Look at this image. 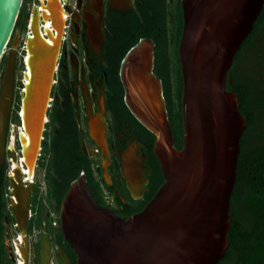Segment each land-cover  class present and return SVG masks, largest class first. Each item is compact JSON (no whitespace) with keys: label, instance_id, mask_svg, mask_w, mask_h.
<instances>
[{"label":"water","instance_id":"water-1","mask_svg":"<svg viewBox=\"0 0 264 264\" xmlns=\"http://www.w3.org/2000/svg\"><path fill=\"white\" fill-rule=\"evenodd\" d=\"M21 3L0 0V59L10 44L0 89V117L6 114L13 92L17 49L13 31ZM44 3L48 15L41 7L40 16L48 17L54 38L46 44V38L38 36L34 7L22 62L20 124L28 141L24 143L20 133L19 138L29 172L40 146L62 26L56 0ZM180 3L182 146L175 145L162 81L153 71L155 44L141 37L121 59L119 74L127 107L154 134L152 146L163 181L139 211L124 217L98 202L82 168L69 182L59 206L60 230L76 254V264H217L228 247L230 200L246 118L237 94L226 88L227 73L264 0ZM17 181L22 184L18 176ZM16 188L12 210L24 233L30 189ZM47 248L45 236L43 260Z\"/></svg>","mask_w":264,"mask_h":264},{"label":"flooded vegetation","instance_id":"flooded-vegetation-1","mask_svg":"<svg viewBox=\"0 0 264 264\" xmlns=\"http://www.w3.org/2000/svg\"><path fill=\"white\" fill-rule=\"evenodd\" d=\"M162 1L59 0L60 15L63 17L59 53L40 146L31 172L23 161L19 138L20 97L14 100L16 49L10 105L6 114L0 117V264H76V254L63 238L59 226L62 197L54 193L53 188L54 180L60 179L56 171L61 159L66 160L76 154L78 161L83 162L81 168L84 169L87 163L93 173V181H89L86 175L87 184L91 182L89 188L92 194L100 204L124 217L139 211L162 183L163 175L152 146L154 134L127 107L119 74L121 59L128 48L141 37L152 39L155 44L153 71L162 81L166 100L164 77L159 75L157 69L160 61L156 60V40L137 35L150 24L155 26L153 32H160L159 25L164 21L163 7L166 5V33L167 38L172 40L178 24V0ZM39 4L40 0H22L20 10L30 6L24 15L27 35L30 33L32 11ZM40 23L42 34L47 39L45 21L41 16ZM256 23V28H252L237 51L226 81L246 89L247 95L241 104L252 113L254 124L248 132L244 129L242 136L248 146L260 147L264 146V19ZM7 47L8 54L10 44ZM23 68L19 91L22 89ZM2 80L3 75L0 89ZM171 87L175 88L173 79ZM166 105L168 110L167 100ZM147 131L152 135L151 141L148 140ZM129 153H133L135 164L140 169L137 170L135 165L136 175L142 180L140 195L133 194L129 185L132 178L123 171L124 157ZM139 157L142 158L141 163ZM43 158L42 183L46 202L56 215L53 220V214L35 209L40 187L37 175ZM17 176L22 184L18 183ZM21 185L30 189L24 233L18 227L12 210L16 201L15 186L19 189ZM49 222L53 225H49ZM45 236L48 248L43 260L42 242Z\"/></svg>","mask_w":264,"mask_h":264},{"label":"trees","instance_id":"trees-1","mask_svg":"<svg viewBox=\"0 0 264 264\" xmlns=\"http://www.w3.org/2000/svg\"><path fill=\"white\" fill-rule=\"evenodd\" d=\"M163 0L162 2H164ZM163 5V4H162ZM164 6V5H163ZM166 5L163 7L164 21L159 25V33H155L154 25L150 24L144 30H140L137 35H145L156 40V60L160 61L158 73L164 77L165 95L168 104L170 125L174 137L175 145L182 146V118H181V91L182 78L177 55V45L181 34L182 12L180 1L178 0L177 20L175 35L172 40L167 38L166 33ZM153 18V17H151ZM260 19H264V6L258 15L254 29ZM20 14L17 22H20ZM15 24V26H16ZM158 27V26H157ZM137 37V36H136ZM248 36L246 37V39ZM246 39L244 41H246ZM243 41V42H244ZM172 43L173 55H169L168 47ZM237 57V53L235 58ZM173 60V61H170ZM174 80L175 91L171 87V80ZM239 85V84H238ZM237 84L230 85L226 81V88L235 91L239 99V107L246 117L245 131L252 129L254 117L251 112L245 110L241 100L247 95L246 89ZM148 140H152V135L148 132ZM240 153L237 160V178L231 194V225L227 233L228 247L224 256L217 264H264V146L254 147L244 143L241 137ZM64 156V155H62ZM65 159V158H64ZM76 154L61 159L57 166V173L60 177L53 186L54 193L62 197L69 182L82 171ZM84 169L89 181H93L91 167L86 163ZM91 182L88 186L90 187ZM91 188V187H90ZM94 196V194H93ZM95 197V196H94Z\"/></svg>","mask_w":264,"mask_h":264},{"label":"rangeland","instance_id":"rangeland-1","mask_svg":"<svg viewBox=\"0 0 264 264\" xmlns=\"http://www.w3.org/2000/svg\"><path fill=\"white\" fill-rule=\"evenodd\" d=\"M47 9H49L48 7H46ZM27 9H30V6L29 8L27 7L26 9L25 8H22L20 11V22H18L14 28V31H13V34L16 35L17 37V57H16V69H17V80H16V86H15V89H14V100L17 101L18 98L20 97V91H19V83H20V80H21V70L23 68V64H22V61H23V56H24V42H25V39H26V36H27V30L26 28L24 27V15H25V12ZM172 28H173V23H172ZM7 51H8V47L3 55V57L0 59V80H1V76L3 75L4 71H5V68H6V55H7ZM170 52H171V55H173V46H172V43H171V46H170ZM174 89V88H173ZM175 91V89L173 90ZM17 105L15 104V107ZM44 164H45V160L44 158L41 159V164H40V169L38 171V183H39V198L37 199V205H36V211L39 212L40 210H43V211H46L47 213H51L53 214V219L56 218V215H55V212L53 211V209L50 207V205L48 204V202H46V194H45V190H44V185L42 183L43 179V175H42V172H43V168H44ZM43 205V206H42ZM51 220V219H49ZM49 225H53L52 222H49L48 223Z\"/></svg>","mask_w":264,"mask_h":264},{"label":"bare ground","instance_id":"bare-ground-1","mask_svg":"<svg viewBox=\"0 0 264 264\" xmlns=\"http://www.w3.org/2000/svg\"><path fill=\"white\" fill-rule=\"evenodd\" d=\"M45 0H43V3H41L40 2V4H39V6L38 5H36L35 7H36V11H35V20H36V29H37V31H38V36L41 38L42 36H41V34L43 33V31L41 30V27H40V11H39V9L42 7L43 8V13L45 14V15H48V12H47V9H46V5H45ZM56 2H57V4H58V12H59V18H60V20H61V22H62V25H63V17L60 15V10H61V8H60V2H59V0H56ZM64 16V15H63ZM48 18V17H47ZM46 17H45V26H44V28H45V30H46V32H47V39L44 41L46 44H48L49 43V41L51 40V38H54V34H53V32L51 31V29L49 28V26H48V19H47ZM40 30V31H39ZM61 30H62V26H61ZM43 35V34H42ZM28 79H29V77H28V73H26V77H25V81H27L28 82ZM45 119V118H44ZM19 131H20V136H21V139L23 140V142L25 143V142H27L28 140H27V137L25 136V135H23L22 134V130H21V128L19 129ZM99 139V138H98ZM25 146H26V144H25ZM125 166H124V168H123V171H124V173H126V175H128L129 176V178L131 177L132 179L131 180H129V185H130V188H131V190H132V192H133V194L134 195H140L141 193H142V190L140 189V185H141V183H142V180L140 181L139 180V176H137L136 175V168H135V160H134V158H133V153H129V154H126L125 155ZM141 158L139 159V162L141 163ZM34 166V165H33ZM137 166V170H140L139 168H138V164L136 165ZM128 178V179H129ZM143 177L141 176V179H142ZM128 185V186H129Z\"/></svg>","mask_w":264,"mask_h":264}]
</instances>
